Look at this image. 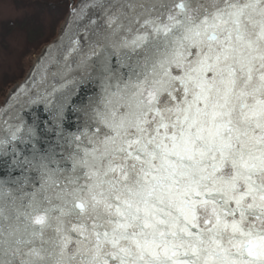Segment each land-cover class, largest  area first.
Wrapping results in <instances>:
<instances>
[{"label":"snow or ice","instance_id":"snow-or-ice-1","mask_svg":"<svg viewBox=\"0 0 264 264\" xmlns=\"http://www.w3.org/2000/svg\"><path fill=\"white\" fill-rule=\"evenodd\" d=\"M73 4L0 108V264H264V0Z\"/></svg>","mask_w":264,"mask_h":264},{"label":"rangeland","instance_id":"rangeland-1","mask_svg":"<svg viewBox=\"0 0 264 264\" xmlns=\"http://www.w3.org/2000/svg\"><path fill=\"white\" fill-rule=\"evenodd\" d=\"M45 1H47L46 5ZM57 2L59 0H0V86L14 75L21 73L20 65H24L23 56L29 49L37 47L55 33V37L50 42L39 45V50L31 55L30 66L23 78L15 82L5 96L0 98V108L4 105L9 92L17 84L21 85L25 81L26 75L37 63L44 49L52 46L61 34L74 4L70 7L64 21L56 27L55 22L59 11L50 9L48 6Z\"/></svg>","mask_w":264,"mask_h":264},{"label":"trees","instance_id":"trees-1","mask_svg":"<svg viewBox=\"0 0 264 264\" xmlns=\"http://www.w3.org/2000/svg\"><path fill=\"white\" fill-rule=\"evenodd\" d=\"M38 1V0H37ZM46 2H44V4L46 5ZM41 4V3H39ZM73 5V0H59V2L55 3L54 5L48 6L50 9H53L55 11H59V15L57 16L56 22H55V26L57 27L59 24H61L70 7ZM55 37V33L51 34L50 37L48 39H46V41L40 43L39 45L42 46L43 44H47L48 42H50L53 38ZM42 44V45H41ZM39 45L35 48L29 49L27 51V53L23 56V64L24 65H20V71L21 73L19 75H14L10 80L4 82V84H2L0 86V98H3L5 96V94L7 93V90L18 80L22 79L27 68L30 66V57L32 54H34L35 52H37L39 50ZM36 49V50H33Z\"/></svg>","mask_w":264,"mask_h":264},{"label":"water","instance_id":"water-1","mask_svg":"<svg viewBox=\"0 0 264 264\" xmlns=\"http://www.w3.org/2000/svg\"><path fill=\"white\" fill-rule=\"evenodd\" d=\"M70 17H71V12H70V14H69V16H68V18H67V20H66V24L69 22ZM66 24H65V25H66ZM63 28H64V27H63ZM73 31H75V29H73ZM62 35H63V34H60V35L58 36V39L54 41V43L52 44V46H51V45H50V46H47V47L44 49V52H42V54L39 56L37 63H36L34 66L31 67L30 72L26 75V79H25V81L22 83V85H25V83L31 79L32 74H33L34 72L36 73V79H39V76H40V74H41V72H42V68H39V67H38V66L41 64V62H39V61H40V59L42 60V58L45 57L46 51H47L49 48H52L51 53L48 54V60H49V61H50V60H54V59H61V58H62V54H63L64 49H59V50H58V49H56V48L54 47L55 45H57V44L60 42ZM69 35L71 36L72 33H69ZM67 43H68V41L65 40V48L67 47ZM44 63L47 64L48 61H47V63H46V62H44ZM55 67H56V65L53 64V65L51 66V70H55ZM14 88H15V87H14ZM14 93H15V92H14ZM12 95H13V89H12V90L9 92V94L7 95V98H6L5 102H4V105H5V103L9 100V98H10ZM4 105H3V106H4ZM3 106H2V107H3ZM2 107H1V108H2Z\"/></svg>","mask_w":264,"mask_h":264},{"label":"bare ground","instance_id":"bare-ground-1","mask_svg":"<svg viewBox=\"0 0 264 264\" xmlns=\"http://www.w3.org/2000/svg\"><path fill=\"white\" fill-rule=\"evenodd\" d=\"M67 24H68V23H67ZM67 24H66V25L64 26V28L62 29L61 34H63V33L65 32V30H66V28H67ZM20 86H22V84H21V85H20V84H17V85L15 86V88L13 89V93L16 92L17 89H18Z\"/></svg>","mask_w":264,"mask_h":264}]
</instances>
